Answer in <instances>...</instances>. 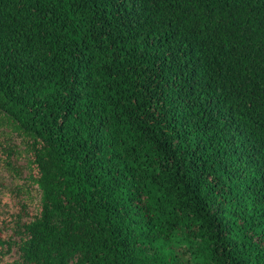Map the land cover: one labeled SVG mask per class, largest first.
<instances>
[{
	"label": "trees",
	"instance_id": "1",
	"mask_svg": "<svg viewBox=\"0 0 264 264\" xmlns=\"http://www.w3.org/2000/svg\"><path fill=\"white\" fill-rule=\"evenodd\" d=\"M1 120L0 264H264V0H0Z\"/></svg>",
	"mask_w": 264,
	"mask_h": 264
},
{
	"label": "rangeland",
	"instance_id": "2",
	"mask_svg": "<svg viewBox=\"0 0 264 264\" xmlns=\"http://www.w3.org/2000/svg\"><path fill=\"white\" fill-rule=\"evenodd\" d=\"M2 120L0 122V144L5 143L7 145H13L18 149L19 154L17 158L12 159V164L20 168L21 180L17 188L8 171L0 163V201L2 203L0 205V217L8 216L18 211L20 204L29 202V199L26 198L27 196L32 198V202L28 203L26 210L29 214H34V204L38 201V193L36 186L28 181V174L30 171L27 165L28 157L25 152V145L20 137H18L15 132H11L6 122ZM27 219L30 218L27 217ZM5 233L10 234V231H6ZM13 240H18V237H14ZM182 247L185 248V246ZM18 257V251L15 247H12L7 254L6 260L12 262L18 259Z\"/></svg>",
	"mask_w": 264,
	"mask_h": 264
}]
</instances>
